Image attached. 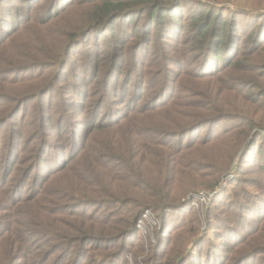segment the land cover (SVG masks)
Instances as JSON below:
<instances>
[{
    "label": "trees",
    "instance_id": "trees-1",
    "mask_svg": "<svg viewBox=\"0 0 264 264\" xmlns=\"http://www.w3.org/2000/svg\"><path fill=\"white\" fill-rule=\"evenodd\" d=\"M260 128L264 0H0V264H264Z\"/></svg>",
    "mask_w": 264,
    "mask_h": 264
},
{
    "label": "rangeland",
    "instance_id": "rangeland-1",
    "mask_svg": "<svg viewBox=\"0 0 264 264\" xmlns=\"http://www.w3.org/2000/svg\"><path fill=\"white\" fill-rule=\"evenodd\" d=\"M87 50H90V49H87ZM82 53H81V49L79 47L78 50H75L72 54V58H71V62L68 66H66L64 68L63 71H68L70 65L72 67H75V68H80V64L81 62H83V58H82ZM69 82L72 83L73 82V78L70 76L68 78V82L66 83H61L59 85V87H57V92H59L56 96H57V99H58V96H61V95H64L62 98H64L62 101H60V103L63 102V104H65V106H67L68 104H70L69 101H64L65 98H71L72 94H71V91H70V87H69ZM81 103H86V101H83V99L81 100H78V103H76L77 105H80ZM87 104H90L89 101H87ZM27 108V107H26ZM68 108V107H67ZM25 112V111H24ZM104 112H105V109H103L101 111V114L102 116H104ZM23 114V112H22ZM69 117H66L64 119H62V121L59 123V133H64L66 130H73L75 132H82L83 128L82 126H77L76 124H74V113H69L68 115ZM77 116H82L81 112L79 111ZM79 119H81V117H79ZM48 125H47V129L46 131L49 132L48 134L50 136H53V139L52 140H55V137H57V130L56 128L54 127H51L52 125L51 124H55L56 123V117H51V116H48ZM68 122V123H66ZM21 126V125H20ZM20 126H15L14 128H20ZM257 131H263L264 132V129L263 128H260V129H257ZM227 175H225L223 177V180L220 184V187H218L217 189H215L214 191L213 190H208L206 188H200L198 189V193L199 195H196L195 197V201H194V205L193 203L190 204L192 207H196V211L194 212V208H189L187 207V209H190V212L187 213V215L183 218H172L171 220L173 221H179V223L175 224V225H172L170 224V229L173 228V227H176V226H180L181 224H185V225H191L193 224V228H196V232H198V237H207V239H209L210 237L211 238H215L213 234H211V236H209V230H208V222L206 220V210L208 209V207L211 205V203L213 202V199L215 198L216 195H218L220 192H222L226 187L227 185L231 186V184H228V182H230L232 179H233V176H234V172L231 171V173H226ZM225 179V180H224ZM258 180V178H256ZM262 179V181H264L263 178H260ZM246 185V184H245ZM248 186V185H246ZM249 186H254L252 183L249 184ZM192 196H195L194 194ZM191 194L188 196V198H191L192 197ZM93 206V205H92ZM158 213V212H157ZM156 212L154 213L152 210L150 209H147L144 211L143 213V216L141 218V220H139L138 222V228L141 230V233L143 234V236H150L149 238L152 240H156V238L159 236L157 234L158 230H159V227H161L162 225V222H161V219L160 217L158 216V214L160 215V212L157 214ZM146 214V216H145ZM200 218L201 219V222L200 224L198 225L196 222L194 223H190L191 220H194V218ZM142 221V225H140V222ZM172 223V221H171ZM170 229H169V233H170ZM213 230H217L216 227H214ZM179 233V230H176V231H173L171 232V236H176L177 234ZM187 238H191V236H188ZM168 244H164L162 245V247H165L167 246ZM192 244H189V246H191ZM172 246V243H169V248ZM131 251L129 252V254L127 255L128 257V262H130L129 264H136L135 261H134V257H135V254H138V257H142V256H146L145 253H141L140 252V249H136V247L132 246V248L130 249ZM154 252V250H153ZM155 253V252H154ZM136 257V258H138ZM158 260L156 261L155 264H160V260H164V258H160V257H157ZM164 262V261H163Z\"/></svg>",
    "mask_w": 264,
    "mask_h": 264
},
{
    "label": "built area",
    "instance_id": "built-area-1",
    "mask_svg": "<svg viewBox=\"0 0 264 264\" xmlns=\"http://www.w3.org/2000/svg\"><path fill=\"white\" fill-rule=\"evenodd\" d=\"M145 216H146V214H145ZM140 225H142V221L140 222Z\"/></svg>",
    "mask_w": 264,
    "mask_h": 264
}]
</instances>
